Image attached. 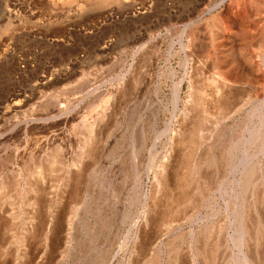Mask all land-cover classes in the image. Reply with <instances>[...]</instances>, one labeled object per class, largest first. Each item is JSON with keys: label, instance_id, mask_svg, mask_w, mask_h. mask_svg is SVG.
I'll return each instance as SVG.
<instances>
[{"label": "rangeland", "instance_id": "1", "mask_svg": "<svg viewBox=\"0 0 264 264\" xmlns=\"http://www.w3.org/2000/svg\"><path fill=\"white\" fill-rule=\"evenodd\" d=\"M184 19L193 21L188 29L193 38L188 53L194 71L192 84L184 83L182 97L187 100L190 92L199 94L208 106L204 105L205 109H209L208 113L199 111L196 139L187 143L184 151L193 154L195 143L202 157L199 174L204 179L201 188H206V200L199 203L198 198L195 206L202 217L208 218L210 206L216 203L212 198L219 194L216 188L220 189L221 181L229 180L234 173L228 166L233 159L230 151L237 148L231 152L242 156L239 151L247 146L253 107L264 111V0H0V116L14 105L41 110L43 97L69 107L79 105L82 116L88 118L107 103L114 108L116 127L110 138L102 134L107 143L88 159L87 194L75 217L76 224H90L93 229L94 212L106 216L101 235L84 236L91 241L86 253L92 264H96L93 262L98 254L103 260L97 264L123 263L125 250L131 245L133 223L152 187L153 173L169 147L170 127L177 124L171 103L170 68L176 67L178 77L183 72L182 54L176 51L171 57V47L178 40ZM137 80L141 84L138 88ZM224 80L233 94L229 101L221 99V104L212 85ZM36 84L39 89H34ZM32 93L35 97L27 104ZM13 121L7 120L0 133ZM188 127L193 129L190 124ZM81 128L71 132L73 152L82 140ZM66 129L70 131L71 127L67 125ZM176 150L175 155L182 153ZM33 162H38V157ZM33 162L27 164L32 166ZM190 169L187 167L193 175ZM62 173L63 168L57 165L48 180L51 194L57 190L55 182L58 176H64ZM20 180H25L23 175ZM87 207H93V212ZM199 222L178 218L170 231L158 238L157 245L170 240L178 230L186 241L190 228H198ZM17 223L22 224V220ZM184 243L181 241L186 247ZM260 246H264V236ZM72 263L68 258L66 264Z\"/></svg>", "mask_w": 264, "mask_h": 264}, {"label": "bare ground", "instance_id": "2", "mask_svg": "<svg viewBox=\"0 0 264 264\" xmlns=\"http://www.w3.org/2000/svg\"><path fill=\"white\" fill-rule=\"evenodd\" d=\"M190 20L185 21L178 33L177 42H171V57L176 51L183 57L181 76L178 77L173 65L169 76L171 103L177 124H173L175 127L169 125V147L153 173L152 187L145 194V203H142V210L133 223L131 245L125 250L127 253L122 264H264V246H260L261 237L264 236V111L257 105L250 113L251 119L257 121H249L252 124L247 129V146L242 143L245 146L242 150L239 149V144V147L236 146L242 156L231 152L237 150H231V145L228 147L231 151L227 149L231 153L229 157L233 158H230L228 166L231 168L230 172L232 170L234 173L229 180L221 181L220 189L216 188L219 194L212 198L215 205L211 201L214 206L206 202L210 206L211 216L202 217L199 212L201 210L196 208L197 202L200 203L206 197L201 188L205 184L202 181L204 179L199 174L203 162L195 143L193 154H186L184 148L193 138L196 139L195 123L199 111L208 113V108L205 109L206 104L199 94L190 92L187 100L182 97L184 83L187 82L190 86L193 77L192 57L188 53L193 40L190 38V31L188 32L193 23ZM39 84L34 85V89ZM138 86L141 84L137 80L136 88ZM212 86L217 93L218 102L221 99L230 100L233 91L228 88L225 80L222 84L215 83ZM35 93L31 94L33 97L28 96L27 104L35 97ZM222 102L219 103L223 104ZM261 102L264 104V96ZM41 103L44 104L41 110H35L36 107L23 110L18 108L22 106L14 105L0 116V128L6 125L7 120L14 119L9 129L5 127L0 133V170H3L0 171V264H66L68 258L72 259V264H92L86 253L90 239L84 236L94 238L101 235L105 231L106 216L101 217L94 212L93 229L89 227V223L88 226L83 223L79 226L75 217L84 204L85 200L81 203L84 193L87 194L88 159L107 143L102 134L106 133L107 138H110L118 120L109 103L99 108L90 118L82 116L79 105L69 107L58 100L50 101L45 97ZM188 124L192 130H188ZM67 125L71 127L70 131L66 129ZM79 126L84 129L83 137L76 148L78 150L73 152L71 132L79 129ZM175 146L182 152L180 155H175ZM211 147L209 144L208 150ZM35 157H38L36 163L33 162ZM29 162H33L32 166L27 164ZM57 165L63 168L64 176H58L59 182L54 181L57 190L51 194L48 180ZM187 167H192L190 170L194 176L188 173ZM22 175L24 183L20 180ZM86 209L93 212V207ZM207 213L209 214L208 211ZM19 218L22 224L17 223ZM178 218L185 222L201 220L202 224L199 222L198 228H190V238L186 237V241L182 240V231L178 232L177 227L175 235L171 234L173 239L168 238L157 245L158 238L165 232L167 234ZM181 241L185 242L186 247L182 246ZM13 245L15 249L12 250ZM231 245L236 249L235 253L231 251ZM58 255L61 257L56 259ZM101 257L98 254L93 263L102 262Z\"/></svg>", "mask_w": 264, "mask_h": 264}]
</instances>
